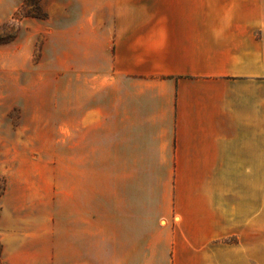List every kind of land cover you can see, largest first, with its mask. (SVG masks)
I'll return each instance as SVG.
<instances>
[{
  "label": "crops",
  "instance_id": "crops-1",
  "mask_svg": "<svg viewBox=\"0 0 264 264\" xmlns=\"http://www.w3.org/2000/svg\"><path fill=\"white\" fill-rule=\"evenodd\" d=\"M56 2L58 29L104 39L116 211L104 250L54 211L6 213L0 264H264V0Z\"/></svg>",
  "mask_w": 264,
  "mask_h": 264
},
{
  "label": "rangeland",
  "instance_id": "rangeland-1",
  "mask_svg": "<svg viewBox=\"0 0 264 264\" xmlns=\"http://www.w3.org/2000/svg\"><path fill=\"white\" fill-rule=\"evenodd\" d=\"M54 11L56 0H0V231L6 213L49 210L91 226L104 250V212L116 211L115 174L104 173V39L94 29L83 43Z\"/></svg>",
  "mask_w": 264,
  "mask_h": 264
}]
</instances>
